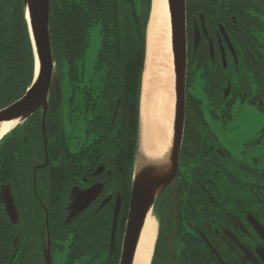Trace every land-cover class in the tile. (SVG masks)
I'll return each mask as SVG.
<instances>
[{"label":"flooded vegetation","instance_id":"obj_1","mask_svg":"<svg viewBox=\"0 0 264 264\" xmlns=\"http://www.w3.org/2000/svg\"><path fill=\"white\" fill-rule=\"evenodd\" d=\"M186 12L184 134L177 176L154 205L158 236L152 264H264V122L238 139L242 157L223 143L220 133L235 121V110L241 105L254 106L264 115V0H186ZM199 87L205 101L194 93ZM74 138L69 134L74 183L61 211L54 198H48L51 188L57 191L58 172L57 151L48 138L45 143L43 134L42 143L0 148V193L2 187H11L18 214L14 222L0 200V235L15 236L14 247H7L13 264H48V255L51 264L62 259L68 264V254L78 241L70 232L73 226L66 233L68 228L59 221L68 225L74 188L85 190L101 183V194L71 222L83 215L84 240L96 236L94 240L103 245L104 229L94 231L91 223H104L107 211L103 209L112 206L111 250L114 208L120 195L106 192L103 175L112 173L103 162L106 141L98 148L93 136L79 133ZM195 161L202 168L196 174ZM91 164L96 167L94 176L83 175ZM79 167L82 173L74 174ZM23 176L30 178L33 192L28 207L14 186ZM117 236L118 225L115 242ZM92 258L87 254L72 264H87Z\"/></svg>","mask_w":264,"mask_h":264},{"label":"trees","instance_id":"obj_2","mask_svg":"<svg viewBox=\"0 0 264 264\" xmlns=\"http://www.w3.org/2000/svg\"><path fill=\"white\" fill-rule=\"evenodd\" d=\"M152 1H50L49 27L61 95H58L54 85L49 95L46 116L48 143L57 151L58 157L55 179L57 191L54 192L51 188L48 198H54L56 205H59L57 209L61 211L66 193H69V187L74 183L69 168V134L66 128L69 124L78 133L93 136L94 145L98 148L103 139L106 141L103 162L112 171L110 175L107 172L103 175L106 192L120 195L123 199L118 236L112 253L109 235L112 206L103 209V212L107 211L104 223H91L94 231L100 227L104 229L103 245L94 240L96 236L84 240L83 225L86 221L84 223L83 215L66 224L67 226L59 221L61 227L68 228L66 233L72 232L78 241L68 254V264L87 254L93 257L87 264L120 262L133 184ZM188 4L191 7L196 5ZM94 24L100 26L101 48L93 72L86 78L83 73L84 57L89 45V31ZM64 65H67V71H64ZM35 66L24 0H0V110L26 94L35 78ZM42 117L41 110L35 112L0 141V148L6 144L42 143ZM200 163L194 162L195 174L202 169ZM81 168L83 167L75 168L74 174L82 173ZM95 168L91 164L89 172L83 175L94 176ZM10 184L12 186L11 181ZM29 184L30 178L27 176L14 184L18 197L23 198V204L27 207L33 195ZM14 239L13 234L9 239L0 235V242H4L0 247V264H13L12 257L7 254V247H14Z\"/></svg>","mask_w":264,"mask_h":264},{"label":"water","instance_id":"obj_3","mask_svg":"<svg viewBox=\"0 0 264 264\" xmlns=\"http://www.w3.org/2000/svg\"><path fill=\"white\" fill-rule=\"evenodd\" d=\"M50 1L51 0H24L26 19L29 26L35 53V78L32 86L27 90L26 94L23 97H21L19 100L9 105L8 107L0 110V122L20 118V122L13 129L30 118L35 112L41 110L43 114L42 129L45 143H47L46 116L49 107V95L54 83L58 95H61V86L55 68L56 63L53 56L49 27ZM168 2L171 14L172 51L174 57L176 95L174 139L171 153L172 168L170 174L167 177L158 179L153 177L154 171L151 167L145 168L139 173L137 172V161L139 155L141 133L140 103L139 134L135 154L133 184L131 189L128 219L126 222L119 264H132L138 237L140 235L146 215L149 211H151V214L155 218V202L163 192V190L175 180L179 168L186 113L187 12L186 0H168ZM11 131H9L4 137H6ZM102 170L103 168L101 167L96 172L99 173ZM103 189L104 184L102 183L95 184L85 190H81L78 187L74 188L72 191L73 200L69 205L70 213L65 221V224L71 222L73 218H76L81 212L88 208L89 205L101 194ZM0 200L5 203L6 209L8 210L11 219L16 222L18 214L14 196L12 194L10 186L2 187ZM107 200L108 199H106L105 202ZM121 206L122 198L118 196L114 208L111 234V250H113L115 243ZM156 241L154 243L150 264H152ZM47 261L48 264H51L50 255H48Z\"/></svg>","mask_w":264,"mask_h":264},{"label":"bare ground","instance_id":"obj_4","mask_svg":"<svg viewBox=\"0 0 264 264\" xmlns=\"http://www.w3.org/2000/svg\"><path fill=\"white\" fill-rule=\"evenodd\" d=\"M175 106V71L169 2L153 0L143 75L138 173L151 167L154 178H163L170 174ZM19 122L20 118L0 122V140ZM156 236L157 223L149 211L138 237L132 264H150Z\"/></svg>","mask_w":264,"mask_h":264},{"label":"rangeland","instance_id":"obj_5","mask_svg":"<svg viewBox=\"0 0 264 264\" xmlns=\"http://www.w3.org/2000/svg\"><path fill=\"white\" fill-rule=\"evenodd\" d=\"M101 39L100 26L98 24H94L89 31V45L84 57L83 73L86 78H88L93 72V68L101 48ZM64 71H67V65H64ZM197 85L200 86L199 83H197ZM194 93L197 97L205 101V94L203 93L201 87L197 88ZM235 113V121L228 125L229 129H221L220 133L222 135L223 143L229 146L239 157H242V150H240L242 146L237 144V141H239L238 139L245 138L246 134L250 133L249 131H257L261 128L264 122V115L260 113L256 107L247 104L237 107ZM66 128L67 133L72 135V140L75 141L74 136L76 137L79 133L76 132V130L74 131L75 128L69 124ZM58 264H64V259H62Z\"/></svg>","mask_w":264,"mask_h":264}]
</instances>
